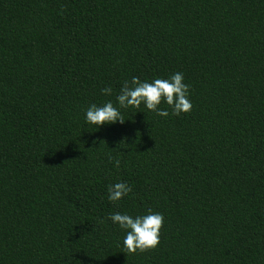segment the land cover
<instances>
[{
  "label": "trees",
  "instance_id": "obj_1",
  "mask_svg": "<svg viewBox=\"0 0 264 264\" xmlns=\"http://www.w3.org/2000/svg\"><path fill=\"white\" fill-rule=\"evenodd\" d=\"M176 72L190 112L85 124ZM149 209L159 245L125 253L109 214ZM0 264H264V0H0Z\"/></svg>",
  "mask_w": 264,
  "mask_h": 264
},
{
  "label": "clouds",
  "instance_id": "obj_2",
  "mask_svg": "<svg viewBox=\"0 0 264 264\" xmlns=\"http://www.w3.org/2000/svg\"><path fill=\"white\" fill-rule=\"evenodd\" d=\"M190 86L184 82L182 72H176L167 79L140 80L133 76L130 81L125 80L116 95V103L111 100L103 104H90L84 111L86 125L96 128L104 125L125 122L122 109L139 108L143 105L160 117L167 118L170 113L160 105L166 104L171 109V115L179 116L192 109L190 100ZM102 92L106 96L112 95V88L105 87ZM116 168L120 167V159L109 157ZM108 200L118 202L132 192V187L125 181L116 182L108 186ZM108 219L118 225L125 234L122 247L125 253L136 254L155 249L160 243V233L164 222L163 214L149 209L143 215H131L127 212L110 213Z\"/></svg>",
  "mask_w": 264,
  "mask_h": 264
}]
</instances>
